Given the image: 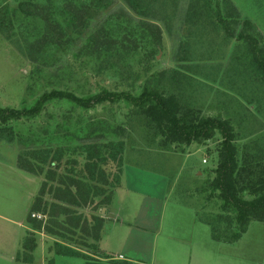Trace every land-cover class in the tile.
Returning <instances> with one entry per match:
<instances>
[{"label":"rangeland","instance_id":"374dc122","mask_svg":"<svg viewBox=\"0 0 264 264\" xmlns=\"http://www.w3.org/2000/svg\"><path fill=\"white\" fill-rule=\"evenodd\" d=\"M18 1L0 0L8 33L0 30V108L29 109L52 91L81 98L101 91L136 97L143 89L164 90L200 109L215 131L211 140L194 134L187 145L163 148L160 137L134 114L133 104L119 97L87 111L75 101L53 100L34 119L9 122L0 128V264H13L11 247L17 252L27 239L36 243L32 264H115L116 256L141 264H264V223L251 222L233 244L213 240L205 223L219 215V202L208 201L205 191L212 177L208 169L215 167L206 149L216 148L227 135L222 121H228L239 155L264 157V87L245 43L237 39L240 26L230 27L231 37L217 22L191 27L185 21L187 1L179 0L168 23L158 32L149 29L160 33L155 59L139 47L121 62L116 55L112 67L98 72V62L76 56L84 38L69 42L64 37L61 43L70 45L63 52L49 42L53 32H42L34 10L30 15L17 11ZM228 1L240 22L253 24L263 44L264 0ZM110 13L137 20L115 0L97 19V28ZM54 36L60 39L59 33ZM116 145L121 153L115 159L121 156V162L114 166L103 168L87 159L88 152L96 154L94 148L116 150ZM117 172L119 186L103 197L112 193L113 199L99 205L93 189H102ZM66 185L89 204L57 218L43 212L54 200L51 189ZM39 199L43 204L37 208ZM73 214L80 215L76 228ZM19 220L22 227L13 224ZM38 223L39 231L33 230ZM94 226L99 229L95 240ZM57 245L85 258L57 255Z\"/></svg>","mask_w":264,"mask_h":264},{"label":"trees","instance_id":"16d2710c","mask_svg":"<svg viewBox=\"0 0 264 264\" xmlns=\"http://www.w3.org/2000/svg\"><path fill=\"white\" fill-rule=\"evenodd\" d=\"M117 1L118 3L120 1L124 2L129 12L133 13L137 20H133L127 14L110 13L106 16L101 27L97 28L99 26L97 19L110 11L115 0H19L17 11L30 15L34 10V13L37 14L34 17L42 22V32L44 33L46 30L49 33L53 32L49 42L58 46L65 53L70 44L61 43V39L66 37L70 42L73 38H84L83 44L77 49L76 56L83 57L87 61L91 59L98 62V72L112 67L116 55L120 57L119 62H121L124 60L123 56H128L129 53L137 51L139 47L142 50H147L145 57L155 59V50L161 49V44H159L161 41L160 33L152 34V31L158 32L160 24H166L170 21L169 19H172V14L179 0ZM186 1L185 21L191 27L202 29V24L217 22L214 24L222 26L224 28L223 33L231 37L233 33L230 27L240 26L241 32L237 39L245 43L250 56V65L254 66L259 73L261 85L264 87V43H260L263 41L262 36L253 24L248 19H242L240 22L238 14L233 10L228 0ZM147 20L152 21V23H148ZM200 23L202 24L200 25ZM198 25H200L199 28ZM5 27V21L0 19V30L8 34L4 30ZM67 30L71 32V35L67 34ZM57 33L60 36L58 40L54 36ZM116 35L118 39H115ZM6 37L8 38V36ZM114 40L117 44L112 45L111 43ZM129 41H132V43L128 45ZM122 45H124V49H122ZM111 46L114 48L115 55L111 53ZM58 92L52 91L49 95H42L29 109L0 108V128H5L9 122L15 123L20 120L38 117L44 105L53 100L65 98L66 100L75 101L77 107L87 111L94 109L104 101L113 102L119 97L120 101L133 104L134 114L143 120V125L152 131L153 135L160 137L159 146L163 148L187 145L189 138L194 134L200 136L203 133L202 139L204 140H211L214 137L215 128L212 119L205 118L200 109L183 104L175 94L164 90L152 92L143 89L136 97L101 91L93 96L78 98ZM221 128L227 134L223 141L218 142L217 147L212 150L206 149V154L213 159L215 167L214 169H208L212 177L205 189L208 201L217 200L219 202V215L205 223L209 226L213 240L224 244H233L242 237L251 222L264 223V157L258 156L255 159L247 152H242L239 155L232 144L235 135L231 134L232 131L228 121H222ZM191 138H194V136ZM120 148V145H116V150L112 146L94 148L96 154L91 155L88 152L87 159L103 168L114 166L118 161L121 162V156H119L117 162L115 159L121 153ZM21 155L25 157L26 153L23 152ZM212 155H214V158ZM100 174L102 173L100 172ZM117 174L120 175L118 172L111 174L108 181H103L102 189H93L94 198H98L99 205H108L112 199V193L106 195L105 199L103 197L107 189L112 190L119 186ZM51 179H53V176H51ZM113 183L115 184L113 185ZM75 192L81 193L80 188L77 187ZM51 193L54 195V200L49 206H46V202H44L46 207L43 212L49 213L50 211L49 216L55 218L60 215L67 216L69 213L75 212L73 210L76 208H82L89 204L86 200L87 197L79 195L77 196L78 199L75 194H72L70 185L63 188L55 187L51 189ZM36 204L41 205L43 202L41 199L37 200L34 205L38 208ZM71 216L75 221V223H71L76 228L80 215L75 217V214H73ZM40 223L37 224L38 226H34L33 230L39 231ZM95 230L93 240L97 238L99 233V229L95 228ZM35 247L36 243L33 240L30 242L28 239L25 240L20 253L16 256V264H32L31 253H33ZM55 250L57 255L85 258L64 246L57 245ZM105 258L107 259V257ZM119 260L115 264H141L123 260L122 257ZM85 264L91 263L85 262Z\"/></svg>","mask_w":264,"mask_h":264},{"label":"crops","instance_id":"0c3cea01","mask_svg":"<svg viewBox=\"0 0 264 264\" xmlns=\"http://www.w3.org/2000/svg\"><path fill=\"white\" fill-rule=\"evenodd\" d=\"M112 199H113V197H112ZM109 208H111V205L109 206ZM111 210H112V209H111ZM2 220H4L5 222H9L6 218H2ZM13 224L16 225V227H19V226L22 227L21 224H20V220H19L18 222H16V223H13ZM24 230H25L26 232H28L30 229H28L27 227H25ZM31 231H33V230L31 229ZM31 231H29V232H31ZM33 232H35V231H33ZM21 248H22V242H21L20 247H19V250H18L17 252H15V251H14V248L11 247L12 252H11V258H10V261H13V264H16V262H15V260H16V256L20 253ZM106 255H107V254H106ZM116 257H121V256H116ZM123 260H126V259H123ZM128 261H129V260H128Z\"/></svg>","mask_w":264,"mask_h":264},{"label":"built area","instance_id":"2783aa9c","mask_svg":"<svg viewBox=\"0 0 264 264\" xmlns=\"http://www.w3.org/2000/svg\"><path fill=\"white\" fill-rule=\"evenodd\" d=\"M33 217H34V218H37V219H40L39 216H34V215H33ZM119 259H121V257H119Z\"/></svg>","mask_w":264,"mask_h":264}]
</instances>
